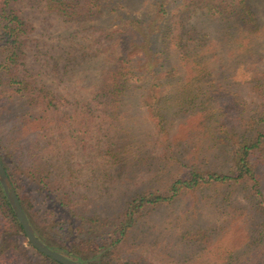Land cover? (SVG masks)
<instances>
[{
	"label": "trees",
	"instance_id": "1",
	"mask_svg": "<svg viewBox=\"0 0 264 264\" xmlns=\"http://www.w3.org/2000/svg\"><path fill=\"white\" fill-rule=\"evenodd\" d=\"M14 1L0 0V159L36 235L79 264H154L146 249L175 258L171 235L193 249L179 264H264V69L250 58L263 47L264 24L253 0H152L141 15L133 5L145 0H44L48 12L78 26L73 39L83 52L104 61L90 99H65L71 111L28 77L31 26ZM245 85L261 100L255 108L238 94ZM171 102L177 119L168 116ZM137 110L153 122L157 157L122 126ZM101 117L119 130L113 157L145 175L116 212L55 174L59 146L91 134ZM222 185L224 226L242 229L252 217L243 241H210L209 223L170 216L188 193ZM158 214L169 219L157 225ZM16 232L27 238L0 182V264H61L29 241H10Z\"/></svg>",
	"mask_w": 264,
	"mask_h": 264
},
{
	"label": "rangeland",
	"instance_id": "2",
	"mask_svg": "<svg viewBox=\"0 0 264 264\" xmlns=\"http://www.w3.org/2000/svg\"><path fill=\"white\" fill-rule=\"evenodd\" d=\"M151 1L145 0L133 5L134 11L141 15V12L149 8ZM253 3L264 24V0H253ZM14 6L31 26V30L26 36L24 56L28 77L57 92L64 99V107L70 111L74 106L65 99L70 101L82 98L90 99L92 97L90 88L99 80V72L103 68L104 61L101 56L83 52L77 45V43L83 42L73 39L77 32L78 38L81 37L78 26L73 23H65L59 17L48 12L44 0H16ZM103 22L105 23V21ZM262 46L259 54L252 55L250 58L260 62L259 66L264 69V40ZM206 55L208 59H211V63H214L212 61L218 58V56L212 58L209 54ZM212 72L215 74L216 70H212ZM238 94L250 109L260 104V98L248 85L241 87ZM175 110L176 105L171 102L168 116L177 119L178 115ZM121 122L125 131H128L132 137L131 142L144 145L145 153L157 157L162 152L153 122L146 110L131 111L124 115ZM110 123V119L101 117L98 119V126L91 134L71 136L66 144L68 147L64 144L59 146V150L56 152L57 171L55 174L60 178L69 176L74 181L75 191L92 197L97 202L98 208L112 206L110 212H116L122 208L128 196L141 186L145 175L141 170L136 171L137 168L133 163L124 164L113 157L112 154H115L118 149L120 134L117 128H111ZM5 128L6 124L4 123ZM46 158L50 159V154L47 152ZM219 187V189L210 187L204 191L188 193L184 197V203L170 208V216L174 219L179 216L185 219L189 218V222L198 220L201 227L210 224V227L215 228L216 231L210 241H226L227 243L243 241L242 236L253 226L252 217L243 218L245 225H240L242 229H238L241 231L237 230L238 225L224 226L228 219L224 215L222 216L220 209L225 203L224 197L227 195L225 193L229 189L227 185ZM28 189L30 190V186ZM237 195L241 197L239 194ZM155 216H152L155 220L161 219L157 225H163L169 219L168 216L163 218L159 214L157 217ZM13 235L10 241H28L19 232ZM166 241H173L170 244L171 248H176L175 258L169 259L167 258L169 256L161 255L158 252V254L154 253L151 249H146L143 255L154 264H179L178 260L184 261L187 253L191 254L193 250L188 244L184 245L179 242L189 240H182L171 235L166 238ZM24 244L27 245L26 242ZM35 256L37 260L44 259L38 255Z\"/></svg>",
	"mask_w": 264,
	"mask_h": 264
},
{
	"label": "water",
	"instance_id": "3",
	"mask_svg": "<svg viewBox=\"0 0 264 264\" xmlns=\"http://www.w3.org/2000/svg\"><path fill=\"white\" fill-rule=\"evenodd\" d=\"M0 182L2 183L10 204L23 228L29 243L38 251L61 264H79L74 259L56 249L51 248L43 242L35 233V230L27 216V213L20 201L18 192L12 183L1 159H0Z\"/></svg>",
	"mask_w": 264,
	"mask_h": 264
}]
</instances>
